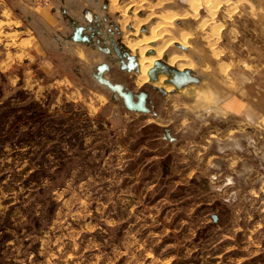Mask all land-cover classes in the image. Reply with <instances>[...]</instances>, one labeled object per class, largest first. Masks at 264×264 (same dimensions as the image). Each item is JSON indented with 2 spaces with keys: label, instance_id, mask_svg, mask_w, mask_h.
Wrapping results in <instances>:
<instances>
[{
  "label": "rangeland",
  "instance_id": "obj_1",
  "mask_svg": "<svg viewBox=\"0 0 264 264\" xmlns=\"http://www.w3.org/2000/svg\"><path fill=\"white\" fill-rule=\"evenodd\" d=\"M188 1L11 6L41 34L57 82L39 98L0 73V264H264V9L194 0L196 15ZM35 3H51L59 22L35 21ZM163 13L178 16L170 36H189L159 61L178 69L169 57L183 55L200 85L168 97L125 68L139 58L128 43ZM17 53L22 81L28 54Z\"/></svg>",
  "mask_w": 264,
  "mask_h": 264
},
{
  "label": "crops",
  "instance_id": "obj_2",
  "mask_svg": "<svg viewBox=\"0 0 264 264\" xmlns=\"http://www.w3.org/2000/svg\"><path fill=\"white\" fill-rule=\"evenodd\" d=\"M28 0H0V73L4 75L6 84H9L10 87H14L15 84L19 86V88L27 89L28 87H32L35 89L39 98L45 97L42 96L44 88L47 90V85L52 86L57 82V79H52L53 82L48 84L49 75L47 73L46 68H53V63L50 60H45L44 56L48 55V53L44 50V44L41 40V34L37 32L36 28H31L32 31H35L36 34L33 36L27 35L29 31L28 28L22 26L19 22L21 19L17 18V15L13 14L11 6H19V7H27ZM32 1V0H29ZM231 0H224L223 2H228ZM250 3H253L262 10L264 9V0H247ZM36 4L35 10L37 11V15L35 16V21L38 19L40 22H47V24H53V22H59V13L57 8H53L51 3L45 4V7L40 4ZM49 7V8H48ZM264 13V11H262ZM22 17V16H18ZM26 17V16H24ZM259 17V18H258ZM258 17H253L261 22H264V14H261ZM26 22V18L25 21ZM17 23V24H16ZM19 23V25H18ZM14 24V26H12ZM14 28V29H13ZM85 30L84 28L82 31ZM235 33L233 36V42H237L239 38H241V34L243 35V31H239L235 27ZM29 31V32H30ZM42 32V30H40ZM81 32V36H82ZM233 33V32H232ZM19 34L20 37L17 36ZM14 39H17L16 41ZM29 40V42H28ZM15 41V42H14ZM14 43V45H13ZM181 46V45H180ZM183 47V46H182ZM184 48V47H183ZM14 49V50H13ZM185 49V48H184ZM18 51V53H17ZM25 55L28 54L22 59H17L20 61H24V64L29 68V71L24 70L22 75H26V73H30L29 77H23L22 81L20 74L14 72V64H17L16 60L12 57L13 55ZM247 64L246 59L237 60V62H244ZM43 63V64H42ZM20 66V65H18ZM34 66V67H33ZM244 66V64H243ZM20 71V70H19ZM202 81V78H201Z\"/></svg>",
  "mask_w": 264,
  "mask_h": 264
},
{
  "label": "bare ground",
  "instance_id": "obj_3",
  "mask_svg": "<svg viewBox=\"0 0 264 264\" xmlns=\"http://www.w3.org/2000/svg\"><path fill=\"white\" fill-rule=\"evenodd\" d=\"M118 1L119 0H112V3H113L114 8H118L117 7V2ZM195 1L192 0L191 2H189V1L188 2L190 3L191 8L196 12V15H198L197 11H198V8H199V4H198L199 2L197 3ZM204 1H207V0H204ZM220 2H217V3L219 5H221ZM204 3H206V2H204ZM186 4H188V3L186 2ZM211 4H212V2H211ZM233 6H236V5H233ZM205 7H207V6H205ZM216 7H218V6H216ZM235 9H236V7H235ZM212 13H213V11H212ZM231 13H232V11H231ZM193 14L195 15V13H193ZM193 14H191V15L193 16ZM214 16H216V15H214ZM214 16L212 17V19H214ZM176 17H178L176 13H170V14L168 13V14L161 15L160 21L158 20L159 22L158 23L156 22L157 25H155V26H153V28H151L149 35L142 36L141 38L138 37V39L136 41H134L132 43H130V42L128 43V46L131 49V51H133L139 57L138 60H136L135 58H133L132 61H130L132 63V66H131V68L128 69V70H135L138 73V78H137V82H136L137 84L136 85H142L144 83H148L149 81H151L152 84L158 90H160L163 94H165L167 97L169 96V94L171 92H177L178 94H182V92L184 91V89L190 88V87H193L194 86V85H189V86H186L184 88L179 89L175 85H173L172 83H169L168 82V79H169L168 76L165 73L160 72V71H158L156 74H154L153 78L150 77V75H149L150 72L154 71L155 63L157 61H159L165 55V53H167V51L170 49V47L172 46L173 43H178L179 45H181L183 47H187V45H188L186 43H187L189 34L184 33V34L180 35L179 37L170 36L167 28H165V27H168L169 24H170V22L172 20H174ZM212 19H210V20H212ZM173 22H171V23H173ZM202 23L204 24V22H202ZM205 23H206V21H205ZM202 25H200V26L203 27ZM204 27H205V25H204ZM213 28H214V26H213ZM213 30H214V32H213V35H214V34H216V31H215L216 29H213ZM219 30H220V27H219ZM209 34H212L211 31H210ZM219 35L220 34L218 32V37H219ZM209 38H213V36H211ZM207 40H210V39H207ZM157 41H161V44H157ZM215 41H218V40H214V43H215ZM213 45H211V46H213ZM183 61H184V56L183 55H177V54L174 53V54H172L169 57L168 64L170 66L177 67L178 70H180V71H184L185 69L191 70L192 69V66H191V68L190 67L187 68L185 66V63H182ZM196 87H200V85H196ZM191 90H192V88H191ZM200 93H198V96H200ZM203 98H205L207 100V102H209L206 97H203Z\"/></svg>",
  "mask_w": 264,
  "mask_h": 264
},
{
  "label": "water",
  "instance_id": "obj_4",
  "mask_svg": "<svg viewBox=\"0 0 264 264\" xmlns=\"http://www.w3.org/2000/svg\"><path fill=\"white\" fill-rule=\"evenodd\" d=\"M81 31H82V28L81 27H78L77 28V31L75 33V36H74V39L77 41L79 40V37L78 36H81ZM179 47L181 49H184L182 46L179 45ZM132 57L130 58V61H132ZM154 71L150 72V77L153 78L154 74H156L158 71L160 72H163L165 73L167 76H168V82L169 83H172L173 85H175L177 88L181 89V88H184L186 86H189V85H192V84H196L199 82V80L197 78H194L192 76V73L190 70H184V71H180L178 69H174L172 67H169V66H165L163 65L160 61H157L155 63V66H154ZM126 68V66H125ZM108 67L106 65H102L100 68H99V71L102 72V71H105L107 70ZM127 69V68H126ZM95 78L96 80L100 83V84H103V85H106L108 86L111 90L113 91H119V88L118 87H114L112 86L106 79H104L102 76H101V73L100 74H97L95 75ZM126 101L131 104V96L130 95H126L125 97ZM141 109V108H140Z\"/></svg>",
  "mask_w": 264,
  "mask_h": 264
},
{
  "label": "flooded vegetation",
  "instance_id": "obj_5",
  "mask_svg": "<svg viewBox=\"0 0 264 264\" xmlns=\"http://www.w3.org/2000/svg\"><path fill=\"white\" fill-rule=\"evenodd\" d=\"M79 37V39H82V37L81 36H78ZM184 48H186V47H184ZM131 66H132V63L131 62H129V64H127L126 65V68H127V70L129 69V68H131ZM135 71V70H134ZM193 87H196V86H193ZM193 87H190V88H188V89H190L191 90V88H193ZM188 98H190V97H188ZM228 143V142H227ZM243 148V147H242ZM215 152L216 153H220V154H226L229 150H230V148H228V147H225L224 149H221V147L220 146H216L215 147ZM244 150V149H243ZM227 155V154H226ZM216 157V160H219V157H218V155H216L215 156ZM224 160V159H223ZM216 163L217 164H219L221 167H227V165L226 164H224V163H222L221 161L219 162V161H216ZM216 170H218V169H216ZM220 171H221V169H220ZM236 176H237V174H235ZM235 177H232L231 179H234ZM217 179V178H216ZM217 181H219L218 179H217ZM233 185V186H235L236 185V183L235 182H229V183H227L226 184V186H230V185ZM219 191V190H218ZM237 193H236V191H231L230 192V195H232V196H235Z\"/></svg>",
  "mask_w": 264,
  "mask_h": 264
},
{
  "label": "built area",
  "instance_id": "obj_6",
  "mask_svg": "<svg viewBox=\"0 0 264 264\" xmlns=\"http://www.w3.org/2000/svg\"><path fill=\"white\" fill-rule=\"evenodd\" d=\"M262 68L264 69V60H263Z\"/></svg>",
  "mask_w": 264,
  "mask_h": 264
}]
</instances>
